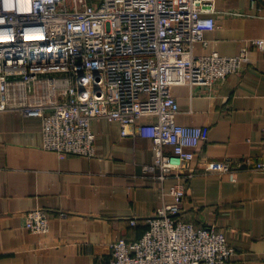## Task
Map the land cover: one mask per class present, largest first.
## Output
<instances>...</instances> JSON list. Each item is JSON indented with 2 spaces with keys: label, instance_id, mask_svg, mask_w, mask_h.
<instances>
[{
  "label": "built area",
  "instance_id": "2783aa9c",
  "mask_svg": "<svg viewBox=\"0 0 264 264\" xmlns=\"http://www.w3.org/2000/svg\"><path fill=\"white\" fill-rule=\"evenodd\" d=\"M208 0H0V112H21L42 121L43 149L59 157L95 155L93 122H118L122 136L151 142L155 162L144 165L158 178L185 174L208 126L176 121L174 86L213 90L240 73L236 56L212 49L195 55L196 43L217 28ZM264 51V38L248 40ZM156 121L139 123L142 117ZM263 147H264V127ZM256 169L264 172V149ZM230 171L228 163L219 173ZM186 183L170 188L135 241L110 244V264H225L236 254L215 227L197 228L180 217ZM136 224V219L130 220ZM25 227L49 232V215L28 210Z\"/></svg>",
  "mask_w": 264,
  "mask_h": 264
},
{
  "label": "crops",
  "instance_id": "0c3cea01",
  "mask_svg": "<svg viewBox=\"0 0 264 264\" xmlns=\"http://www.w3.org/2000/svg\"><path fill=\"white\" fill-rule=\"evenodd\" d=\"M208 1L217 28L205 32L207 44L196 43L194 54L236 56L247 46L248 55L243 70L213 90L172 88L176 121L209 127L184 172L194 175L160 180L145 172L155 162L151 142L122 136L118 122H93L92 158H61L43 149L41 118L0 112V264H110V244L138 240L180 181L187 190L181 219L224 234L236 250L225 264H264V172L256 169L264 149V51L248 41L264 38V0ZM222 163L229 172H218ZM36 208L49 215L47 234L24 225Z\"/></svg>",
  "mask_w": 264,
  "mask_h": 264
}]
</instances>
